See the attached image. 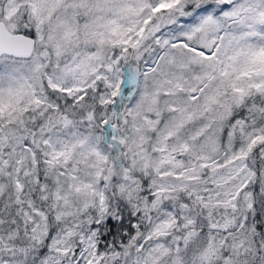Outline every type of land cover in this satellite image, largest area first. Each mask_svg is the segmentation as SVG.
<instances>
[{
	"label": "snow or ice",
	"instance_id": "6c2138e0",
	"mask_svg": "<svg viewBox=\"0 0 264 264\" xmlns=\"http://www.w3.org/2000/svg\"><path fill=\"white\" fill-rule=\"evenodd\" d=\"M0 264H264V0H0Z\"/></svg>",
	"mask_w": 264,
	"mask_h": 264
}]
</instances>
